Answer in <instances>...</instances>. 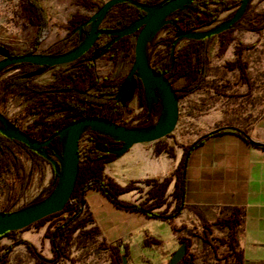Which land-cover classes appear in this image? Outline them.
Segmentation results:
<instances>
[{"label": "crops", "instance_id": "1", "mask_svg": "<svg viewBox=\"0 0 264 264\" xmlns=\"http://www.w3.org/2000/svg\"><path fill=\"white\" fill-rule=\"evenodd\" d=\"M263 10L252 0L245 16L230 31L212 39L207 70L201 79L197 73L168 77L180 93L186 85L197 84L179 98V137L188 135V140L174 143L166 137L138 143L121 156L111 155L103 160V176L122 188L118 193L120 200L142 203L151 211L169 212L176 200L175 170L183 145L219 128H236L264 141V26L255 28L264 23L257 18ZM221 22L215 20L209 26ZM164 51L157 52L159 57ZM49 70L55 71L50 68L42 76ZM90 175V170L82 168L80 183ZM183 188V208L170 220L117 208L101 192L88 189L84 207L87 223L103 242L126 243L124 252L128 254L119 252V261L128 264H166L183 245L170 226L198 222L211 227L223 224V232L234 231L235 264H264L263 147L232 131L205 138L189 154ZM31 228L0 240L8 244L19 236L27 239L25 234ZM150 238L161 241L165 249L155 252ZM27 254L16 250L9 258L14 264H24L30 256L28 260L35 264V259ZM45 255L51 256L52 252ZM72 256L69 253L68 257ZM193 261L208 264L197 256ZM109 263L112 264V256Z\"/></svg>", "mask_w": 264, "mask_h": 264}, {"label": "trees", "instance_id": "2", "mask_svg": "<svg viewBox=\"0 0 264 264\" xmlns=\"http://www.w3.org/2000/svg\"><path fill=\"white\" fill-rule=\"evenodd\" d=\"M160 1L161 0H150L149 3H157ZM86 4L89 8L93 7L90 5L92 4L91 1H86ZM238 4L239 0H194L187 8L173 12L170 16V23L164 26L169 27L176 38L179 31H192L197 27L209 25L218 18L223 10L230 9ZM18 7V13L22 18L23 26H35V33L30 41L28 51L17 53L7 48L11 55L33 53L49 33V18L38 0H18ZM114 7H117V11L115 12L112 11ZM142 13L143 11L131 3L121 2L108 11L105 23L109 27L121 28L133 22ZM232 14L229 17H231ZM257 14L258 20L263 22L264 10ZM244 16L245 15H243V17ZM80 20L81 18L72 21L75 27L79 25ZM263 26L264 23H260L259 26L255 28L260 30ZM232 27L220 34L230 31ZM88 30L89 28L87 27L85 31L88 32ZM128 37L129 36L126 37L125 42H122L121 39L114 45L113 55L111 46L107 50V56L113 61H116L119 56V51L125 45ZM214 37L215 35L201 39L186 40L177 51H175L173 43H167L163 55L159 57V55L156 54L153 60L148 57V61L156 71L165 72L167 78L179 74L189 76L197 73L200 74L201 79V76H203L207 70L209 45ZM75 38H77V33L72 32V30L68 32V34L60 39L58 43L59 51L68 41L74 40ZM83 38L84 36H79L75 46H77ZM108 41L95 42L88 51L75 61L56 69L54 71V78L48 86L35 82V78L38 75H32L31 72L36 69H41L42 73L51 67L38 66L27 62H20L13 65L17 68V71L1 80L0 91L2 98L4 99L13 93L22 94L30 99V102L25 109V113L35 114L36 117L29 125V128L23 130L27 135L33 139L43 140L53 135L61 127L82 117L99 116L113 122H117V120L123 117L128 111L127 104H122L120 101L116 100L114 94L117 92L124 77L121 79H115L114 81L107 76L100 79L95 70L96 56ZM172 50L173 55H171ZM136 80L140 85V105L144 109H147L144 102L142 85L139 79ZM196 87L197 84L190 86L186 85L181 93L179 90L174 89L176 90L178 98H180L182 95L194 90ZM55 113L59 114L52 116ZM10 125L13 126V124ZM224 131L235 132L249 143L264 148V141L257 140L244 131L236 128H219L206 133L187 145L183 150L181 159L175 170L176 181L174 193L176 200L169 213L151 211L142 203H132L118 198V193L122 188L110 179L105 178L102 174L103 160L106 157L113 155L106 152L104 149L112 147L113 144L118 142H115L107 135L92 131L91 137L93 142L88 149L86 159L79 164L75 188L65 207L60 212L51 214L34 222L37 223L50 216L62 213L66 210L68 211V214L62 222L58 223L53 229H48L46 231V234L50 239L52 252L54 254L53 257L49 259L41 257L33 245L20 238L16 239L13 243L24 242L28 249L35 255L37 261L41 264L53 263L57 259L64 257L66 247L70 242L71 234L76 227L75 224L79 220L86 205L85 193L88 189H95L101 192L115 207L120 209L142 212L151 217L163 220H170L176 217L181 212L184 204L183 184L185 168L191 150L199 145L205 138ZM48 152L51 155L61 153V142L58 137L51 139ZM22 153H25L32 161L33 167L39 165L40 160H45L25 144L8 138L0 133V175H2L4 171H8L12 168L17 172H20L24 166L21 158ZM51 168L52 170L59 168V163L57 162L56 167L51 166ZM82 168L90 170L91 175L86 181L80 183L79 177ZM54 185L55 174L52 176L50 189H52ZM1 211H8V209H2ZM13 232H16V230L9 231L1 235L0 238ZM11 248L12 245L6 246L3 248L4 251L0 252V264L6 261L7 254ZM127 254L128 252L125 251L124 256H127ZM193 260V254H188L182 245L172 253L166 264H193ZM119 264L128 263L119 261Z\"/></svg>", "mask_w": 264, "mask_h": 264}, {"label": "rangeland", "instance_id": "3", "mask_svg": "<svg viewBox=\"0 0 264 264\" xmlns=\"http://www.w3.org/2000/svg\"><path fill=\"white\" fill-rule=\"evenodd\" d=\"M43 6L47 17L49 18V33L47 37L41 42L34 52L38 53H53L59 51L58 43L68 32L71 31L74 19L86 18L92 15L100 5L106 0H38ZM86 1H91L93 7L89 8ZM149 2L150 0H142ZM258 7H264V0H256ZM237 5L231 9L222 11L216 21H223L229 17L236 9ZM113 12L117 11L114 7ZM18 0H0V44L9 48L10 50L21 53L28 51L30 41L35 33V26H23L22 18L19 16ZM105 24V22L103 23ZM209 25L197 27L195 30H203L209 28ZM173 32L169 29L163 28L160 34L155 35L148 43V57H153L157 52L166 48L167 43H173L175 37L172 39ZM127 37V36H126ZM126 37L122 38L125 42ZM185 39L180 40L175 44V51L185 43ZM134 42L135 35H130L127 38L125 45L120 49L119 56L116 61H113L107 54L97 57L95 60L96 74L100 79L107 76L110 79H121L125 77L129 71L134 60ZM73 41L67 42L59 51L71 49ZM65 66V65H63ZM63 66L53 67L51 69H58ZM17 68L8 67L0 72V76L12 74L16 72ZM54 78V72L49 70L43 76L38 75L35 82L48 86ZM30 99L18 93L8 95L5 99L0 93V112L4 114L13 127L21 130L28 129L32 123L35 114L25 113V109L29 104ZM127 112L122 118L117 120V123L128 127H144L150 126L162 115V107L155 109L152 116L145 114V111L139 105L138 97H134L127 106ZM55 113L52 116H56ZM179 120V118H178ZM178 123V122H177ZM176 124L174 130L167 136L174 143H182L188 140V135L179 137V125ZM99 133V132H98ZM102 134V133H99ZM104 135V134H102ZM41 140V139H40ZM180 141V142H179ZM85 139L82 140L81 145H84ZM192 143V142H191ZM187 143L182 146V153L184 148L189 145ZM23 161V169L17 172L14 168L4 171L0 175V210L8 209L15 210L41 200L43 192L41 189L45 188L52 180V168L48 161L40 160V164L32 166V161L25 153L21 154ZM56 159V157H55ZM86 208L83 209L79 220L76 222V227L71 234L70 242L66 247L65 256L57 259L53 263L47 264H111L109 263L112 256V264H119V252H124L126 243H107L100 240L93 226L89 225L88 214ZM171 211V210H170ZM169 211V212H170ZM169 213L165 211H158ZM68 211L50 216L49 218L30 225L32 228L27 231V239H22L20 236L14 238L10 243L5 244L0 240V252L4 251V247L12 245V248L7 254V259L2 264H14L12 258L13 252L16 250H24L28 255L35 259V264H41L37 261L35 255L28 249L24 242H13L20 238L31 245H33L37 253L44 258H52L53 252L51 248L50 239L46 234L48 229H53L58 223L62 222ZM27 226L23 229H26ZM152 227V226H151ZM148 228V227H147ZM170 228L176 232L178 241H182L187 253H192L195 257H200L204 263L208 264H235L236 259L233 256L234 246V231L232 229L223 232V224L211 227L210 224L204 222L193 223L192 225L180 224L179 226L171 225ZM226 230V229H225ZM21 229L16 230V232ZM14 233V232H13ZM12 234V233H11ZM15 235V234H13ZM37 235V236H36ZM38 237V238H35ZM47 238L46 242L44 239ZM4 241V240H3ZM149 243L156 249L155 252L164 250V245L161 241L155 238H150ZM163 246V247H162ZM52 252L51 256H46L45 253ZM69 253L72 257H68ZM30 256L26 257L24 264H34L32 260H28ZM66 259H69L66 261ZM74 262V263H73Z\"/></svg>", "mask_w": 264, "mask_h": 264}, {"label": "water", "instance_id": "4", "mask_svg": "<svg viewBox=\"0 0 264 264\" xmlns=\"http://www.w3.org/2000/svg\"><path fill=\"white\" fill-rule=\"evenodd\" d=\"M194 0H161L157 3H146L142 0H106L88 17L87 21L78 25L76 30H81L89 23V30L83 40L70 50L59 53H24L9 54L7 48L0 44V72L20 62L32 63L38 66L57 67L69 64L88 51L98 40L100 35L114 36L98 53V57L104 55L108 48L120 38L135 35L134 60L120 84L114 98L122 104L130 102L134 97L137 80L143 88L144 102L147 109L153 104L160 103L162 115L150 126L128 127L117 122L110 121L99 116H88L76 119L61 127L53 135L43 139H33L23 130L10 125L7 118L0 112V133L17 140L43 157L55 168V185L47 196L34 203L21 208L0 210V236L9 232L25 228L32 223L51 214L60 212L75 188L79 171V139L86 130H92L109 136L119 146H112L104 150L115 156H121L134 144L155 141L169 135L175 128L179 118V98L172 83L163 71H156L148 61V43L160 31L164 25L170 23V16L176 10L187 8ZM252 0H239V4L231 17L225 19L216 26L203 30L179 31L173 41L175 44L185 39H201L218 35L234 26L245 14ZM121 2H129L144 12L130 24L121 28H102L101 22L108 11ZM173 55V50L171 51ZM172 66V65H171ZM41 69L33 70L32 75H39ZM58 137L61 142V153L49 154L50 141ZM56 157V159H55Z\"/></svg>", "mask_w": 264, "mask_h": 264}, {"label": "flooded vegetation", "instance_id": "5", "mask_svg": "<svg viewBox=\"0 0 264 264\" xmlns=\"http://www.w3.org/2000/svg\"><path fill=\"white\" fill-rule=\"evenodd\" d=\"M145 2V1H144ZM146 3H149V2H146ZM151 4V3H150ZM101 6V5H100ZM99 6V7H100ZM98 7V8H99ZM144 14V12L141 14V15H143ZM141 15H139L138 17H140ZM137 17V18H138ZM87 19H88V17H86V18H82L81 20H80V22H79V25L80 24H82V23H84V22H86L87 21ZM106 17L104 18V20L101 22V24H100V27H102V28H113V29H116L115 27H109V26H107V24L105 23V24H103L105 21H106ZM89 28L90 26H89V23H87L86 25H84L83 27H82V29L79 31V30H76V28L77 27H75L74 25H73V27H72V32H74V33H77V38H75L74 40H70V41H73L74 43H73V45H72V47H71V49L73 48V47H75V43L77 42V39L79 38V36H85L86 35V31H85V29L86 28ZM85 34V35H84ZM128 36H130V35H128ZM114 36H110V35H100L99 36V38H98V40L97 41H110L112 38H113ZM124 37H126V36H124ZM124 37H122V38H124ZM122 38H120L118 41H116V42H114L111 46H112V55H113V47H114V45L117 43V42H119ZM96 41V42H97ZM108 41V42H109ZM69 42V41H68ZM95 44V43H94ZM106 44V43H105ZM110 46V47H111ZM109 47V48H110ZM108 48V49H109ZM70 50V49H69ZM65 51H67V50H65ZM64 52V51H63ZM57 53H59V52H57ZM105 54H107V51H106V53ZM98 56H96V58H97ZM43 73V72H42ZM40 75V74H39ZM115 79H112V81H114ZM140 85L138 84V82H137V86H136V89H138V94H137V97H138V101H139V105H140ZM136 89L134 90V95H135V91H136ZM134 98V97H133ZM126 104H127V106L129 105V102H126ZM160 105V103H157V104H153L152 105V107H151V109H149V110H147V109H144L141 105V108L145 111V114H147L148 116H152L153 115V113H154V111H155V109H157L158 108V106ZM157 106V108H154V107H156ZM91 139H92V137H91ZM120 145V143H115V144H113V146H119ZM48 150V149H47ZM51 155V154H50ZM53 157H54V155H52ZM51 187V186H50ZM50 191H51V189H50Z\"/></svg>", "mask_w": 264, "mask_h": 264}, {"label": "built area", "instance_id": "6", "mask_svg": "<svg viewBox=\"0 0 264 264\" xmlns=\"http://www.w3.org/2000/svg\"><path fill=\"white\" fill-rule=\"evenodd\" d=\"M163 28H166L169 30V27H166V26L162 27L160 29V31L156 34L157 36L160 34V32ZM171 36H172V39L175 37L173 33L171 34ZM155 56L156 55L151 57V60H153L155 58ZM2 79L3 78L0 76V82ZM0 93H1V91H0ZM137 94H138V89H136L134 97H137ZM91 135H92V130H86L82 133V135L79 139V160H80V163L84 162V160L86 159V154L88 152V149L93 142L91 139ZM83 139H85V142H84V145H81ZM50 186H51V183L48 184L45 188L41 189V192H43V197H45L49 194Z\"/></svg>", "mask_w": 264, "mask_h": 264}]
</instances>
